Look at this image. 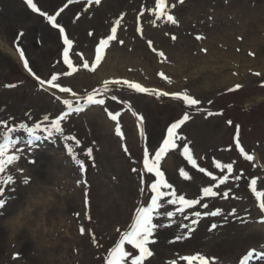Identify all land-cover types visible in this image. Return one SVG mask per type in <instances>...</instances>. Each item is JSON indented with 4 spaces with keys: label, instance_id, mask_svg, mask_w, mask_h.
Listing matches in <instances>:
<instances>
[{
    "label": "rangeland",
    "instance_id": "374dc122",
    "mask_svg": "<svg viewBox=\"0 0 264 264\" xmlns=\"http://www.w3.org/2000/svg\"><path fill=\"white\" fill-rule=\"evenodd\" d=\"M237 1L167 0L179 21L173 25L153 15L154 0H101L100 4L33 0L39 12L26 0H0V38L16 55L0 45V144L6 124L15 129L11 135L17 141L10 154L20 156L4 175L5 179L13 175L16 183L5 188L7 204L0 209V264H105L110 250L134 223L136 210L151 203L155 176L143 169L145 148L154 159L167 128L185 113L190 118L178 135L186 139L178 140L160 168L177 197L200 203L181 212L179 204L166 203L173 197L162 198L160 214H154L153 220L158 227L150 238L155 242L149 244L153 256L144 264H187L180 257L193 254L205 255L210 264H241L249 251H264V212L251 186L256 179L257 191H264V13H254L255 21L242 13L233 15ZM243 6L260 11L264 0H246ZM57 12L63 34L47 19ZM121 17L117 40L111 42L102 62L95 71L84 69V61L90 67L94 64L99 40ZM65 34L73 41L69 58L77 68L71 75H65L71 71L63 61ZM20 49L36 76L48 80L58 75V82L71 87L77 97L100 89L105 80L119 79L156 91L187 92L201 103L188 106L171 96L110 86V92L97 97L105 100L104 105H86L81 100L83 110L62 121L63 133L48 137L43 129L68 111L63 100L73 99L76 107V98L31 78ZM116 54L127 57L123 69ZM103 73L106 76L101 78ZM230 77L232 81L223 83ZM237 84L242 87L229 91ZM109 112L117 115V121ZM21 124H40L36 135L41 139L33 140ZM117 124L123 137L116 133ZM185 144L195 166L183 155ZM69 146L73 153L68 152ZM240 148L253 160H247ZM217 163H231L232 172L217 168ZM181 170L190 178L182 176ZM224 176L228 179L220 184ZM25 178L28 184L23 183ZM205 187L217 195L205 197ZM217 209L220 215L206 214ZM169 211L175 215L167 217ZM197 211L200 217L195 216ZM212 224L217 227L212 229ZM178 236L182 238L177 240ZM125 248L138 254L130 245ZM249 264L264 262L250 258Z\"/></svg>",
    "mask_w": 264,
    "mask_h": 264
},
{
    "label": "snow or ice",
    "instance_id": "6c2138e0",
    "mask_svg": "<svg viewBox=\"0 0 264 264\" xmlns=\"http://www.w3.org/2000/svg\"><path fill=\"white\" fill-rule=\"evenodd\" d=\"M74 0H69V3H73ZM95 4H100L101 0H93ZM180 3H183L184 0H179ZM27 5L33 10L39 12L40 10L37 8V5L33 3V0H26ZM155 7L153 10V15L157 19H165L166 22L171 23L173 25H177L179 21L176 19V17L171 14L169 5L167 0H154ZM67 7V5H65ZM171 7H175V5H171ZM60 11H63V8L60 9ZM42 15H47L45 13H41ZM60 12H57L55 15H47V19L49 22H51L53 27L59 28L60 32L63 34L65 32L64 28L61 27L56 21L57 16H59ZM121 19H117L115 24L116 26H113L110 30V34L106 38H102L98 42V46L95 49V62L90 67L89 63L87 61L83 62V68L88 69L90 71H95V66L99 65L102 60L104 59V56L106 54V50L110 47V44L112 41L117 40V29L120 26ZM142 33V29H140ZM22 35V34H21ZM201 37H197V39H200ZM173 40L176 39L175 36L172 37ZM63 43L67 47L64 49L63 52V61L67 65L68 69H70V72H66L65 75H71L72 73L77 71V68L73 66L72 60L69 58V51L68 49H71L73 46V41L68 38V36L65 34L63 36ZM119 43H123L122 40L119 41ZM148 45L151 47L152 41H148ZM153 52H156L155 48H152ZM20 58L23 60L24 67L35 77V79L39 82L41 86L47 85L50 89L58 90L61 94H70L71 97L76 98L75 104L77 105L74 107V100L73 99H64L63 104L67 106L68 111L64 112L63 115H60L57 119H55L52 123L50 128L45 127L43 131H45L48 135V137H52L54 133H63L62 128V121H64L72 112H80L83 110L84 105L80 104V101L83 100L86 105H104L105 100L103 98H97L98 96H102L104 94H107L111 91L110 86L115 85H126L129 89L134 90L137 93H151L153 95L157 96H171L175 100L183 101L188 106H196L201 103L198 99L193 98L187 92H173L169 93L166 91H156L154 89H149L147 87L142 86L140 83H134L128 80H105L103 82V86L100 89L94 90L92 93L88 94L86 97H77V93L73 91L71 87L62 86L61 83L58 82L59 76L58 75H52L50 79L43 80L39 76H36V74L32 71V69L29 67V62L25 58L24 51L22 49L19 50ZM159 55L161 57L164 56V53L161 51L159 52ZM163 76V73H161ZM258 75V74H257ZM165 79H168L167 77H164ZM242 86L240 84L235 85L234 89H229V91H234L236 89L241 88ZM112 99L115 100L116 96L113 95ZM109 117L113 121H117V115H113L111 112L108 113ZM209 115H212V113H209ZM189 115L185 113L183 117L176 122L172 123L170 127L167 128V135L162 140V144L159 146L158 150L154 152V159H150V154L147 148H145L143 152V169L146 171V173L154 174L155 181L151 183L150 190L153 195H151V203L149 206H141L136 210L135 214V221L130 226L129 230L125 231L119 240V242L113 247L110 252L108 253L107 257L105 258V264H144V261L146 258L152 257L153 252L149 248L150 243H154V240H151L150 238L153 237L154 231L157 229L158 225L153 222L154 220V214L159 215L160 213L157 211L162 207L161 200L164 197L171 196L174 199H169L166 201L168 204H179L181 207L179 208V211L183 212L184 209L191 208L194 205H197L200 203L199 200L196 199H186L183 195H180L177 197L176 191L173 189V186L167 182L165 179V174L163 171H161L160 168V162L162 158L169 153L171 150H174L178 147V140L186 139L184 137H181L178 135V130L181 128V126L189 120ZM49 119L48 117H45V120ZM140 120L143 121V117H140ZM232 121L229 120L228 124H231ZM6 131L4 133V143L0 144V185L3 187H0V209H4L7 201L3 198L5 196V188L7 186L14 185L16 183L15 178L13 175L8 174L6 176V179L4 178L5 173L8 171L9 166H12L15 164L16 161L20 159V156L17 154H10V149L14 148L17 141L12 138L11 133L15 131V129L9 127L5 124ZM20 128L25 129L30 136L33 137V140H40L41 137L36 135L37 130H40L41 126L40 124H36L35 127H28L24 124L20 125ZM116 133L123 137V133L121 132V129L119 127V124H117L116 127ZM239 129L237 128V137H236V144L239 146V137H238ZM141 135H143V130H141ZM66 140H75V137L72 136H65ZM33 141H29V143H32ZM76 143L79 144V141L76 140ZM125 152H127V148L125 147ZM241 153H244V149L240 148ZM68 152L73 153L72 147H68ZM88 156L92 155V149H88L87 152ZM183 155L187 158V160L193 165H196L195 159H193L192 152L190 148L187 146V144L183 147ZM247 160L251 161L253 160L252 155H248L247 153H244ZM77 163L81 164V167H83V164L80 161H77ZM217 168H227V171L229 173L233 170V165L231 163L227 165H221L217 163ZM133 171H136L134 168ZM199 171L204 172L205 169L200 168ZM181 175L185 178L188 177V174L181 170ZM209 176H211V173H208ZM215 179V178H214ZM228 177L224 176L222 179H220V184H224L227 181ZM24 184L29 183V179L25 178L23 180ZM252 191L255 193L256 197L260 199L259 203V209L264 212V191H257V180L253 179L251 181ZM162 189H173L172 191H163ZM12 191H15L13 188ZM203 194L205 197H215L217 195V192L213 191L211 187H205L203 188ZM203 207L207 208V204L203 205ZM207 215L211 216H217L221 214V210L217 209L216 211H211L209 213H206ZM233 214H235V210H233ZM167 217H172L175 215V213L169 211L165 214ZM196 217H200L201 213L199 211L195 212ZM90 219V217H89ZM193 224H197L198 220H193ZM164 226V225H159ZM184 227H187V225H184ZM217 227L216 224H212L211 228L215 229ZM81 233H84V229H80ZM194 231V229H190L189 232ZM182 237L178 236L177 240L181 239ZM130 245L133 250H138L137 255H133V252L126 250L125 245ZM250 258H255L261 262H264V251L256 252V250L249 251L241 260V264H249ZM181 260H184L187 262V264H210L209 258H207L205 255L202 254H193V255H185L180 257ZM171 264H175V261L171 262Z\"/></svg>",
    "mask_w": 264,
    "mask_h": 264
},
{
    "label": "bare ground",
    "instance_id": "6f19581e",
    "mask_svg": "<svg viewBox=\"0 0 264 264\" xmlns=\"http://www.w3.org/2000/svg\"><path fill=\"white\" fill-rule=\"evenodd\" d=\"M246 1V0H245ZM245 1L243 0V2L241 0H239V2L237 1V3L235 4V7L232 8V13L233 15L237 14V13H242V15L244 16V18H251L252 20L255 21L256 18H254L255 14H257V12H260V13H264V8H260V11L256 10V11H252V10H249L247 7L244 8V4H245ZM225 14H222V16H224ZM250 20L251 22H254ZM241 23V22H240ZM242 29L244 30V27H242ZM0 45L2 48H4L6 51H8L11 55H15V53L4 43V41L0 38ZM219 53V52H218ZM16 56V55H15ZM116 59L118 60V64L120 66H122V69L124 68L123 67V64L126 63L127 61H125V59H127L126 56H123V54H116ZM252 61V60H251ZM251 61H249V63H251ZM108 62V58L106 60V63ZM218 66H222V65H218ZM107 75H109L110 77H114L115 74L114 73H108ZM104 76H106L104 73L103 75H101L100 77L104 78ZM232 77L230 78H224L223 79V83H228L229 81H232ZM142 86L144 87H147L145 84H141ZM148 88V87H147ZM169 93H171L170 91H168ZM18 221V220H17Z\"/></svg>",
    "mask_w": 264,
    "mask_h": 264
}]
</instances>
